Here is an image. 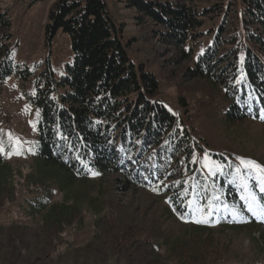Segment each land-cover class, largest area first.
I'll use <instances>...</instances> for the list:
<instances>
[{
    "label": "trees",
    "instance_id": "obj_1",
    "mask_svg": "<svg viewBox=\"0 0 264 264\" xmlns=\"http://www.w3.org/2000/svg\"><path fill=\"white\" fill-rule=\"evenodd\" d=\"M118 1L134 11L138 26L149 28L147 35L125 38L107 0H55L47 43L66 33L73 55L60 76L49 56L40 69L14 63L11 15L0 11V82L11 75L32 80L30 102L39 108L33 169L26 177L33 197L18 207L31 220L48 214L56 223L72 225L83 218L84 198L73 195L76 184L96 179L103 186L106 177L117 175L127 188L165 197L166 215H183L189 231L235 228L242 218L261 229L241 200L251 191L264 203L256 171L242 167V157L232 152L209 150L193 134L191 116L158 95L161 82L142 60L145 50L134 52L133 44L150 35L175 54L167 63L187 64V80L206 79L219 87L228 100L220 124L264 123V0ZM199 1L210 3L199 7ZM9 187L15 189L14 175L0 152L1 198ZM55 192L63 201H53ZM189 201L204 213L190 210ZM210 201L215 213L207 216ZM224 204L236 206L241 215H232ZM205 217L207 223L195 222Z\"/></svg>",
    "mask_w": 264,
    "mask_h": 264
},
{
    "label": "rangeland",
    "instance_id": "obj_2",
    "mask_svg": "<svg viewBox=\"0 0 264 264\" xmlns=\"http://www.w3.org/2000/svg\"><path fill=\"white\" fill-rule=\"evenodd\" d=\"M54 2L0 0V11L11 15L14 63L40 69L49 56L60 76L73 55L66 33L59 32L47 43L46 27ZM208 3L199 1L198 5ZM107 4L123 25L125 38L149 33L148 27L136 24L134 11L123 3L107 0ZM140 48L146 52L142 60L161 82L158 95L191 116L193 134L205 140L209 150L229 151L264 166L263 122L248 119L220 124L217 119L223 117L228 100L219 87L206 79L187 80V64L167 63L175 54L150 35L145 42L133 44L134 52ZM32 92V80L11 75L0 82V152L11 165L15 185L0 196V264H264V217L256 215L261 229L250 228L242 218L234 221L235 228L189 231L181 218L166 215L165 197L127 188L117 175L106 177L103 186L96 179L76 184L73 195L83 197L84 202L83 218L75 224L56 223L48 214L26 218L25 208L18 205L26 196L33 197L26 177L33 169L30 153L39 108L30 102ZM253 175L260 187L264 173ZM52 199L59 203L63 194L55 192Z\"/></svg>",
    "mask_w": 264,
    "mask_h": 264
},
{
    "label": "snow or ice",
    "instance_id": "obj_3",
    "mask_svg": "<svg viewBox=\"0 0 264 264\" xmlns=\"http://www.w3.org/2000/svg\"><path fill=\"white\" fill-rule=\"evenodd\" d=\"M261 119H264V115L261 116ZM10 135V134H9ZM0 151H2V149H0ZM241 164L244 165L245 168L247 169H254L256 172L258 173H264V167H262L261 165L257 164L255 161H251V160H241ZM206 167H209V165L206 163L205 164ZM216 169L220 170V166L216 165ZM211 170V169H210ZM237 174L240 173V169L237 168L236 169ZM213 174H215L213 172ZM242 187L247 190V183L245 182ZM260 191L264 192V178H261V184H260ZM216 199H219L218 197ZM241 200L244 201L245 203V207L247 209L248 212L252 213L253 215H257V216H261L264 217V203H261V201L257 198L256 194L254 192L251 191H247L246 195H242L241 196ZM188 208L190 210L199 212V213H204L205 209L203 207H200L199 205L193 206V202L189 201L188 202ZM223 208L226 211H230L232 215L234 216H239L241 215L240 210L236 207V206H229L227 204L223 205ZM215 213V208L212 204V202L210 201L207 205V216H212ZM181 219H184V216H181ZM196 223H207V217H205L204 219H196L195 220Z\"/></svg>",
    "mask_w": 264,
    "mask_h": 264
}]
</instances>
